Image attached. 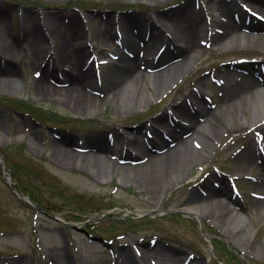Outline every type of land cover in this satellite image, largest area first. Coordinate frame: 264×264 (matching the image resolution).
I'll list each match as a JSON object with an SVG mask.
<instances>
[{"label": "rangeland", "instance_id": "374dc122", "mask_svg": "<svg viewBox=\"0 0 264 264\" xmlns=\"http://www.w3.org/2000/svg\"><path fill=\"white\" fill-rule=\"evenodd\" d=\"M240 2L255 12L244 15L247 25L258 24L264 32L260 2L251 0H0L3 35L16 47L0 71V153L14 181L13 170L20 172L24 158L31 160V169L41 178L23 181L41 205L50 207L49 214L62 218L51 219L25 204L0 172V264H264V193L255 192L263 163L262 157L250 158L252 145H261L264 157V96L239 104L238 111L217 109L223 86L249 78L241 65L264 60L263 43L218 40L223 23L234 19L223 10ZM183 6L207 23V32L197 38L198 57L189 60L167 42L166 50L155 57L165 42L151 46L144 41L152 31L171 43L173 28L165 17ZM44 18L63 33L75 25L80 28L85 38L74 42L88 44L84 66L90 77L83 87L91 97L81 101L61 91L36 89L41 59L54 55L58 47L44 30ZM132 18L140 21L145 34L144 41L134 39L135 48L124 43L120 24V19L132 24ZM153 19L159 26L158 19L167 24L171 38L152 28ZM32 42L39 44L37 56ZM128 53L144 60L133 78L136 84L126 87L120 75ZM179 61L182 68L169 81L153 82V74ZM194 99L214 110L217 121L193 106ZM180 105L198 113V127L182 135L188 139L168 151L155 146L153 139L146 143V133L153 138L160 133L153 125L157 118L169 120L160 125L167 133L175 130L174 124L189 123ZM243 115L245 121L238 119ZM66 137L74 140L69 147L75 154L69 158L57 151ZM133 137L139 149L127 150L126 141ZM164 138L171 147L172 137ZM100 140L109 149L100 154L104 160L95 161L99 168L92 167L85 154L95 153L90 142ZM190 149L197 154L191 162L186 155ZM182 156L189 157V165L179 173ZM231 178L233 188L228 185ZM213 185L232 189L234 202H227L235 213L221 204L200 214V220L184 211L191 192H207ZM229 214V223L237 226L233 235L222 226Z\"/></svg>", "mask_w": 264, "mask_h": 264}, {"label": "bare ground", "instance_id": "6f19581e", "mask_svg": "<svg viewBox=\"0 0 264 264\" xmlns=\"http://www.w3.org/2000/svg\"><path fill=\"white\" fill-rule=\"evenodd\" d=\"M244 2L247 0H243ZM252 2H255L256 4H259L256 1H259L260 4L257 6L259 11L264 13V0H251ZM191 10L189 6H183L182 9H177L173 11V15H166V20L171 21L170 26L173 28V38L171 44L176 49L180 48L183 52H185L186 56L185 58H188L189 60H196L198 57V54L201 50L200 45L197 43V38L199 35H202L203 33L207 32V23L202 24L203 20L200 18H197L193 16L192 14H189ZM223 11L229 12V14H235L236 17L234 19H231L229 21H226L223 23L222 27L224 28L221 34L218 35V40L222 39V42H225V44L232 43L233 41L237 40L239 42H251V43H263L264 44V32L260 33V26L257 25H247L244 23L243 15L246 14V12L242 8L236 7L235 3L234 5L228 4V7L225 8ZM3 19L2 12H0V20ZM153 19L151 22L152 28H156L160 32L165 35V33H169L167 24L162 21L160 22L158 19V22L160 23L157 25V23ZM134 21V22H133ZM44 22V30H46V33L48 35L54 36L56 38V43L58 45L57 49L54 51V55L43 57L45 59H41V63L39 65L40 67V74L38 78L36 79V89L40 92L45 93H54L61 91L65 97L67 98H74L76 100L82 101L86 97H91L90 93H88L87 90L84 89L83 84L85 81L88 80L90 77V73L88 71V67L84 66V58L86 54L90 53L88 52V45H77L75 44L74 40L76 38L78 39H84L85 37L81 36V30L78 27V25H75L74 30L70 31V33H63L59 30H57V27L52 24V22L47 18L43 19ZM131 23L127 24V21H124L123 19H120V24L124 27V33L123 35L124 43L125 44H131L134 42V39H142L144 41V35L142 29V25L139 23V20L133 19L131 20ZM138 22V23H137ZM215 23H218L217 20H215ZM221 25V24H220ZM43 29V28H42ZM164 29V31H163ZM242 29H250L252 31H256V33H244ZM264 29V28H263ZM169 38L170 34H167ZM147 42L144 41V43H150L152 46L155 42L161 41L165 42L163 40V37L161 35L157 34L155 36V33L152 31L149 32ZM168 40V41H167ZM166 42H169V39L166 38ZM40 43V42H39ZM72 43L74 45H72ZM32 52L34 56L38 55V52H40L37 45H35V42H32ZM134 46L135 43H132ZM149 47V46H148ZM135 48V46L133 47ZM150 48V47H149ZM0 71L5 70L7 59L12 56L16 50V47L13 45V43L3 35V31L0 26ZM149 50V49H148ZM44 55V54H43ZM127 59V63L125 66V69L121 71L120 77L123 79L124 86H128L130 83L134 82L133 78L136 76V74H139L140 71V64L143 63L144 58H140L137 56V54H134V57H125ZM184 61V60H183ZM182 61L177 62L173 67L165 68L164 70H160L152 75L153 82L155 84L159 83H165L169 81V79L173 76V73L178 70V68H182ZM256 63V61H255ZM5 64V65H4ZM86 64V62H85ZM180 68V69H181ZM252 72L256 73V76L251 75L248 79H245L235 85H229V86H223L221 88L220 95L218 96V110H222V112L229 113L232 110L238 111L239 104H247L251 102L256 96H264V77L260 76L259 73H257L256 70H253ZM163 74V78L156 79V76L158 74ZM249 75V74H248ZM263 77V78H261ZM55 82L58 84L61 83V85H55ZM135 83V82H134ZM136 84V83H135ZM260 86V87H259ZM61 87V88H58ZM262 101V100H261ZM191 102V101H190ZM193 106H197L198 110L200 109L202 112H204L206 115H208L209 120L217 121L218 115L214 113V110H210L208 107H206L205 103L202 105H197V100L194 99V102H192ZM260 106H262L264 110V100L260 102ZM181 112H186L185 121H189L187 125H180L179 127L177 124H174L173 132L171 131L170 137H172L173 145L169 147V142L162 136L161 133L159 135L157 134L155 136V146H160L165 149L171 150L176 148L179 144H183L184 141H186L188 138L183 139L182 135L186 133L188 130L191 131L196 129L198 127V122L195 120L197 112H188L185 106L180 105ZM196 111V109H194ZM217 111V110H216ZM234 111V112H235ZM179 113V112H178ZM234 116L235 113H234ZM172 117V114H171ZM255 117V116H254ZM241 119L242 121H245L247 119V116L243 115L241 117L238 116V119ZM255 119V118H252ZM165 119H156L154 121L155 124L154 127L158 132H160L159 129H162L160 127L161 124L166 122ZM169 122V120H167ZM178 127V129H176ZM164 130V129H163ZM192 134L195 133H190ZM211 137L213 139H216L218 135L211 134ZM3 138V133L0 131V139ZM73 138L66 137L63 138V144L61 147H58L57 151L62 157H70L71 155L75 154L74 150H72L69 145L73 144ZM139 142L137 137H133L130 139V141H126L128 144L127 150H138L135 144ZM64 146V147H62ZM92 148L96 149V152H87L85 156L88 158L85 162L88 163L90 166L98 167L95 161L97 159L102 160V156L104 155L105 151L109 149L107 143L105 141H96V142H90V145ZM130 146V147H129ZM211 147V146H210ZM263 147V146H262ZM180 150V149H179ZM178 150V151H179ZM191 150V149H190ZM252 154H250L251 159H259L262 157V173H260V182L257 183L256 187H260L255 190L257 193H264V157L261 152V145H252ZM190 152V153H189ZM186 155H190V159L187 156H182L183 159L182 163L178 164L179 173L180 170L184 172L186 165L188 164V159L191 162L192 159H195L197 154L195 151L191 150ZM101 154V155H100ZM185 154V152H184ZM78 155V154H77ZM80 156V155H79ZM131 156V153L128 154V157ZM67 158V159H68ZM104 160V159H103ZM92 166V167H93ZM107 166L105 167V172H107ZM166 184V183H165ZM229 188L224 185L220 188L212 186L210 189L207 190V192H202L199 190H195L191 192L186 199L187 204L183 206V209L185 212L189 213L190 215H193L198 220H200V214L207 211L210 207H215L217 205H224L228 209H230V213H235L234 208L227 202L228 200H232L231 190H228ZM260 190V192H258ZM224 194L225 199L221 200V196ZM227 199V200H226ZM233 201V200H232ZM234 202V201H233ZM262 205H260V209L262 212H264V199L261 201ZM233 217V214H229V216L226 217L223 223V228L225 229L226 233H229V235H233L234 228H236V225L230 224L231 218ZM234 227V228H233Z\"/></svg>", "mask_w": 264, "mask_h": 264}, {"label": "trees", "instance_id": "16d2710c", "mask_svg": "<svg viewBox=\"0 0 264 264\" xmlns=\"http://www.w3.org/2000/svg\"><path fill=\"white\" fill-rule=\"evenodd\" d=\"M19 147L22 149V146H19ZM24 161H26V163L22 165L20 172H14V170H13V176H14L15 181L17 182L19 188L23 192L28 193L34 200H36L40 204L38 199L35 198L34 196H32V195H34V193H32L33 189L28 188V183H25L23 180H25V181L32 180L33 177L36 179H40L41 176L36 171L31 169V167H32L31 165H33V164L28 162L31 160H27L24 158ZM41 206L45 209H50V207H48V206H45V205H41Z\"/></svg>", "mask_w": 264, "mask_h": 264}, {"label": "water", "instance_id": "95a60500", "mask_svg": "<svg viewBox=\"0 0 264 264\" xmlns=\"http://www.w3.org/2000/svg\"><path fill=\"white\" fill-rule=\"evenodd\" d=\"M0 168H1V172L3 174V178L5 179L6 183L11 186V175L9 173L6 172L5 170V167L3 165V159H2V156H1V153H0ZM12 191L19 197L21 198L22 200H24L26 203H28L29 205L37 208L38 210L42 211L44 214H46L47 216H49L50 218H53V219H59L57 216L55 215H51V214H48L46 213L45 211H43L38 205L37 203H35L32 199H30L29 196H24L22 195L19 190L17 188H14V187H11Z\"/></svg>", "mask_w": 264, "mask_h": 264}]
</instances>
